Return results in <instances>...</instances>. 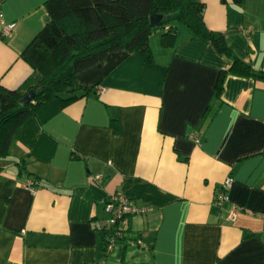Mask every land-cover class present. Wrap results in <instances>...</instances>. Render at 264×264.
<instances>
[{"label": "crops", "instance_id": "crops-1", "mask_svg": "<svg viewBox=\"0 0 264 264\" xmlns=\"http://www.w3.org/2000/svg\"><path fill=\"white\" fill-rule=\"evenodd\" d=\"M46 1L0 6L4 88L32 72L21 54L48 20ZM196 1L208 30L264 72V0ZM162 33L150 55L109 53L76 76L88 96L51 101L15 130L0 159V264H264V81L226 74L217 94L231 60L182 24L171 48ZM115 194L150 211L128 217L106 252L103 207Z\"/></svg>", "mask_w": 264, "mask_h": 264}, {"label": "trees", "instance_id": "trees-1", "mask_svg": "<svg viewBox=\"0 0 264 264\" xmlns=\"http://www.w3.org/2000/svg\"><path fill=\"white\" fill-rule=\"evenodd\" d=\"M45 8L48 20L21 54L31 74L17 89L0 85V159L8 157L15 130L42 106L51 101L66 106L92 92L76 83L79 73L102 62L112 52L150 55L149 40L155 28L163 31L164 48L174 45L176 24H182L231 60L230 69L219 73L217 94L226 74L264 81V72L254 70L232 54L223 34L208 30L203 19L204 7L196 0H47ZM153 15L162 16L155 26L150 25ZM30 91L34 92L33 99L22 103ZM15 167L18 177L22 176L23 160ZM25 176L31 178L27 173ZM30 180L35 186L36 178ZM124 236L125 231L120 240ZM106 242L103 239L102 251L106 250Z\"/></svg>", "mask_w": 264, "mask_h": 264}, {"label": "built area", "instance_id": "built-area-1", "mask_svg": "<svg viewBox=\"0 0 264 264\" xmlns=\"http://www.w3.org/2000/svg\"><path fill=\"white\" fill-rule=\"evenodd\" d=\"M5 0H0V6ZM15 25L11 24L4 28L3 33L4 35H7L8 32L12 31L14 29ZM198 142V141H196ZM102 179V176L96 175L93 177L94 182H99ZM232 179H226L224 183L219 188V193L216 200V205L222 206L226 202H228V191L232 186ZM25 186L30 190L34 191V185L33 182L28 181L26 182ZM103 211L106 215V226H107V246H106V252H109L112 250V248L115 246L117 241H119L124 234V231L127 227V218L133 215L142 214L145 212L150 211V208L146 209H138L136 208L133 203L123 196L122 194H115L108 198V200L105 202ZM230 213L232 216H235L236 211L234 208L230 210ZM264 217V215H263ZM138 246L141 248L147 250V247L142 244L141 242L137 243Z\"/></svg>", "mask_w": 264, "mask_h": 264}, {"label": "water", "instance_id": "water-1", "mask_svg": "<svg viewBox=\"0 0 264 264\" xmlns=\"http://www.w3.org/2000/svg\"><path fill=\"white\" fill-rule=\"evenodd\" d=\"M162 19V16L160 15H153L150 18V25L151 26H155L157 25ZM34 97V92L30 91L28 92V94L22 99V103L27 104L28 102H30Z\"/></svg>", "mask_w": 264, "mask_h": 264}, {"label": "rangeland", "instance_id": "rangeland-1", "mask_svg": "<svg viewBox=\"0 0 264 264\" xmlns=\"http://www.w3.org/2000/svg\"><path fill=\"white\" fill-rule=\"evenodd\" d=\"M28 182V181H27ZM26 184V183H25ZM25 186V185H24ZM26 187V186H25ZM27 188V187H26ZM28 189V188H27Z\"/></svg>", "mask_w": 264, "mask_h": 264}]
</instances>
